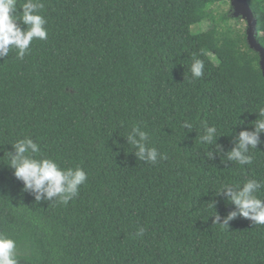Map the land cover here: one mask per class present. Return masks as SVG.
Masks as SVG:
<instances>
[{
    "label": "trees",
    "instance_id": "16d2710c",
    "mask_svg": "<svg viewBox=\"0 0 264 264\" xmlns=\"http://www.w3.org/2000/svg\"><path fill=\"white\" fill-rule=\"evenodd\" d=\"M39 2L47 39L23 59L15 49L0 58V233L20 264H264V225H220L238 211L222 185L264 182V132L251 164L228 159L264 108L260 55L231 0ZM249 5L264 48V0ZM205 124L217 128L209 144ZM134 126L167 158L139 159ZM24 138L36 158L86 172L67 204L37 201L14 176L9 158Z\"/></svg>",
    "mask_w": 264,
    "mask_h": 264
},
{
    "label": "clouds",
    "instance_id": "9594fccd",
    "mask_svg": "<svg viewBox=\"0 0 264 264\" xmlns=\"http://www.w3.org/2000/svg\"><path fill=\"white\" fill-rule=\"evenodd\" d=\"M18 0H0V58L8 56L11 49H15L17 57L23 59L34 39L46 40L47 30L44 27L46 20L39 14L43 3L39 0H25L17 15ZM22 10V11H21ZM204 63L196 59L191 65L193 77L199 78L203 75ZM259 119L255 122V131H241L237 147L228 153V159L239 165L252 163L253 156L248 155L249 149H254L259 143V134L264 132V108H260ZM182 127L192 129V124L185 121ZM205 134L200 140L206 144L214 142L217 128L204 125ZM129 144L136 149V156L147 162L156 163L158 157L166 159L155 147H148V132L140 126H134L127 135ZM14 155L9 158V164L14 169V176L23 182L24 190H31L37 195L39 201L41 194L45 199L56 198L60 203L67 204L78 194L79 188L87 180V174L82 168L62 169L55 160L40 157L39 146L31 138L17 140L14 145ZM210 155V154H209ZM264 182L256 179H248L237 190H233L230 184H224L220 189L226 191L218 192L227 197L228 201L235 205L238 211L228 214L223 224L217 223L219 216H215L214 223L228 227V221L241 216L252 221L255 225H264V199L259 198ZM146 229L141 227L136 232L142 237ZM0 264H20L16 256V241L3 233H0Z\"/></svg>",
    "mask_w": 264,
    "mask_h": 264
},
{
    "label": "water",
    "instance_id": "95a60500",
    "mask_svg": "<svg viewBox=\"0 0 264 264\" xmlns=\"http://www.w3.org/2000/svg\"><path fill=\"white\" fill-rule=\"evenodd\" d=\"M232 16L247 23V41L252 50L260 55V66L264 75V48L257 40V21L249 5V0H231Z\"/></svg>",
    "mask_w": 264,
    "mask_h": 264
},
{
    "label": "rangeland",
    "instance_id": "374dc122",
    "mask_svg": "<svg viewBox=\"0 0 264 264\" xmlns=\"http://www.w3.org/2000/svg\"><path fill=\"white\" fill-rule=\"evenodd\" d=\"M229 9H230V8H229L228 6H222V7H221V12L229 11ZM239 25L242 26V27H246V28H247V23H246V21H244L243 19H241Z\"/></svg>",
    "mask_w": 264,
    "mask_h": 264
}]
</instances>
